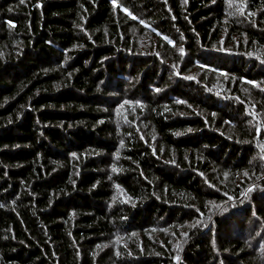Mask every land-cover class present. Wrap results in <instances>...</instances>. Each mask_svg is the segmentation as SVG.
Listing matches in <instances>:
<instances>
[{
  "label": "trees",
  "instance_id": "obj_1",
  "mask_svg": "<svg viewBox=\"0 0 264 264\" xmlns=\"http://www.w3.org/2000/svg\"><path fill=\"white\" fill-rule=\"evenodd\" d=\"M229 4L0 0V264H264V0Z\"/></svg>",
  "mask_w": 264,
  "mask_h": 264
},
{
  "label": "rangeland",
  "instance_id": "obj_2",
  "mask_svg": "<svg viewBox=\"0 0 264 264\" xmlns=\"http://www.w3.org/2000/svg\"><path fill=\"white\" fill-rule=\"evenodd\" d=\"M237 1L238 0H228V2L230 3L229 6L232 7V4L231 3H233V4L234 3H237ZM242 2H245L244 7H243V15H244V14L248 13V9L247 8H250L249 7V0H242ZM240 4H241V2H240ZM241 7L242 6H240L238 8H232V12H238L241 9ZM124 11L128 15L129 18H132L133 15H132V13L129 10H124ZM261 12L262 13L264 12V7L262 9H260L258 12H256L257 14L255 13V16H258V14L260 16L262 14ZM243 15H240V16H243ZM259 16H258V19H261L262 20V17L259 18ZM223 43H225V41H223ZM140 44L142 45L143 44V41H141ZM221 48L225 49V51L228 50L227 45L224 46V44H221ZM143 52H145V51H143Z\"/></svg>",
  "mask_w": 264,
  "mask_h": 264
}]
</instances>
